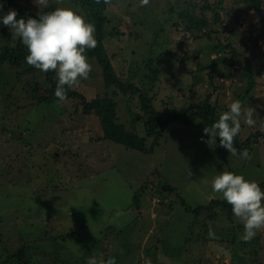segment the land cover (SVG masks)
<instances>
[{
    "label": "rangeland",
    "instance_id": "rangeland-1",
    "mask_svg": "<svg viewBox=\"0 0 264 264\" xmlns=\"http://www.w3.org/2000/svg\"><path fill=\"white\" fill-rule=\"evenodd\" d=\"M82 1L48 0L42 7L36 0H4L0 17L14 9L17 20L37 18L54 4L90 23ZM207 1L212 11L197 13L190 5L200 7V0H150L144 7L139 0H112L103 10L102 45L114 77L140 87L158 115L206 98L217 118L235 100L242 112L253 109L255 126L248 127L242 114L237 135L240 143L257 139L248 150L251 159L231 155L219 137L206 143L210 137L198 123L192 128L173 124L148 155L128 141L116 144L105 117L111 113L113 124L140 138L143 114L136 95L117 83L106 84L94 57L87 56L89 78L67 89L76 97L51 104L36 103L42 89L30 99L29 86L40 87L43 75L32 78L5 67L0 78V264H19L9 257L27 244L30 264H87L101 256L115 258L116 264H264V229L244 242L243 224L234 215L228 219L220 210L203 208L223 199L211 189L221 172L264 184V0L258 13L246 11L245 0ZM169 7L175 12L167 14ZM202 18L206 23L195 28ZM186 20L193 28L188 32ZM18 42L0 24V48ZM87 103L103 108L84 115ZM151 141L146 139L147 147ZM135 193L138 207L132 206ZM194 210L198 213L192 215ZM209 231L217 239H210ZM218 247L225 252L218 253Z\"/></svg>",
    "mask_w": 264,
    "mask_h": 264
},
{
    "label": "clouds",
    "instance_id": "clouds-1",
    "mask_svg": "<svg viewBox=\"0 0 264 264\" xmlns=\"http://www.w3.org/2000/svg\"><path fill=\"white\" fill-rule=\"evenodd\" d=\"M101 2L110 5L112 0H94L97 5ZM36 3L42 7L48 6V0H36ZM139 3L142 7L148 6L150 0H139ZM2 9L3 5L0 4ZM17 15L16 10L10 9L0 17V24L13 31L26 47L27 65L44 73L55 72L57 84L54 95L60 102H64L67 99L66 89L78 87L81 80H87L92 71L85 52L97 46L95 26L68 8H57L37 18L17 20ZM228 107L229 110L222 113L211 128L203 129L204 134L210 137L205 142L216 143L219 137L220 146L231 155L250 160L247 149L238 152L234 138L241 131L242 114L248 127L255 126L254 110L248 108L242 112L239 100L233 101ZM211 189L213 193L222 194V198L231 206L233 215L243 224L244 234L241 239L244 242H250L259 230L264 229V191L257 182L225 171L212 180ZM208 235L210 239H217L212 231ZM217 251L225 252L219 247ZM87 264H116V260L108 258L105 261L103 256L99 259L92 257ZM146 264H151V261H146Z\"/></svg>",
    "mask_w": 264,
    "mask_h": 264
},
{
    "label": "trees",
    "instance_id": "trees-1",
    "mask_svg": "<svg viewBox=\"0 0 264 264\" xmlns=\"http://www.w3.org/2000/svg\"><path fill=\"white\" fill-rule=\"evenodd\" d=\"M1 1L4 0H0V3ZM200 1L202 2V5L200 7L198 5H195V3L190 5L192 6L193 11L195 12L197 11V13H199L200 11L211 10L210 5H208L207 3L208 2L207 0H200ZM245 2H246V11L252 9L257 13L260 12V0H245ZM7 3L8 0H6V4ZM81 3L83 4L84 7L88 9L86 13L90 23L95 26V35L97 39V46L95 47V49L86 50L85 55L97 59L99 65L103 68L104 79L106 84L110 85L117 83L118 85L121 86L122 90L125 93L131 91L132 94L137 96L139 109L143 114L142 118L144 119L143 122L144 136L140 138L134 136L129 132H126L122 126L113 124L111 113L105 117V122L107 123V127L110 128V130L115 131V135L113 136V141L116 144H123L126 141H128L130 145H132L134 148H138L139 152L148 155L152 153L154 147L158 145V141L163 137L165 131H167L173 124L192 128L195 127L196 124L198 123L203 127L211 128L212 124L216 122L219 119V117L218 118L216 117V110L214 106L210 103V100L208 98H206L202 103L189 104L184 108H181L179 110H174L169 115L163 116V115H158V113L153 109L150 100L147 98V95L140 87H136L133 84H125V83L122 84L119 80H117V78L114 77V75L111 73V66L109 65V60L106 58L105 51L102 45V40L105 31L104 25H106L105 23H107V19L103 16V10L105 4L101 2L97 6L94 3V0H84ZM86 4L89 5V8L86 6ZM174 8L175 7H169L167 14L174 13L175 12ZM56 9L57 7L54 4H51L47 8V11L52 12ZM194 14H192V17ZM213 16L219 19V15L217 16L216 13H214ZM23 17L24 19L28 18L26 15H24ZM204 23H206V20L202 18V20L198 24H196L195 28L197 27L201 28L202 25H204ZM154 24L157 23L154 22ZM191 25L192 24L187 23L186 20V25H185L186 32L193 29ZM157 28L159 29L158 25ZM158 29H156V31H158ZM27 55L28 52L21 44V42H18L15 47L0 48V78L1 76L3 77L5 74L4 72L5 67H9L12 70H16L23 76H28L32 78H36L43 75L42 78L43 84L40 85V87L38 86L37 83H33V85L29 86V91L31 94L30 99L32 98L35 99V97L39 95V89H42L44 95L42 94L40 95V97L36 98L35 99L36 103L39 104L54 103L57 99L54 95L57 84V77L55 72L44 73L35 69L32 66L27 65L26 63ZM18 72L16 74L19 76ZM69 97H76V95L75 93H72L71 91L67 90V98ZM84 107H85L83 110L84 115H89L92 111L99 112L103 108V106H100V103H89V104L87 103ZM256 137L257 136H255V138ZM148 138L152 139L149 147L146 146V139ZM256 143H257V139L251 140L248 138L245 141H243V143H240L238 140V136L234 138V146L237 148V150H241V151H243L244 149L249 150L251 145H254ZM259 186L263 191L264 184H259ZM141 190L142 188L140 189V191ZM138 196L139 195L137 193L134 194L133 203H132L133 207L134 205H137L138 207ZM181 204L184 205L183 202H181ZM203 208L205 210H220L222 213L225 214L226 218L228 219H231L233 216V213L231 211V206L224 199L210 201L209 204ZM186 211L188 210L186 209ZM197 211L198 210H194L193 211L194 213L193 214L190 213V214L195 215V213H198ZM209 218L212 220L214 216L210 215ZM70 236L71 235H65V237H70ZM62 240H64V238ZM31 250L32 249L28 246V244L24 245L19 250H17V252L14 255H12L9 258L19 264H30L29 255ZM149 250L150 249L144 251L146 259L150 258L149 255L151 254V252ZM127 254H128V250L126 248V253L124 254V257ZM151 258L153 257L151 256Z\"/></svg>",
    "mask_w": 264,
    "mask_h": 264
}]
</instances>
